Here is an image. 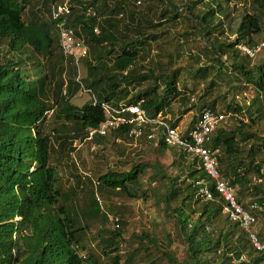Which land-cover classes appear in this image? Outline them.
I'll return each instance as SVG.
<instances>
[{"label":"trees","instance_id":"16d2710c","mask_svg":"<svg viewBox=\"0 0 264 264\" xmlns=\"http://www.w3.org/2000/svg\"><path fill=\"white\" fill-rule=\"evenodd\" d=\"M56 1L0 0V42H6L9 52L22 53L14 61L0 59V264H98L91 253L80 256L84 250L82 234L91 220L101 218L102 224H106L107 217L102 214L97 195L92 191H87L86 201L77 210L73 201L71 205L75 194L59 190L58 174L50 163L55 149L49 142L50 137L40 128L46 112L57 109L58 115L71 124V135L61 140L56 136L58 152H62L76 139L87 140L88 131L97 128L105 119L99 106L101 102L113 105L141 102L148 118L154 119L158 113L165 114L174 101L187 102L188 96L194 95L187 85L194 86L202 81L203 94L194 106L196 109L198 106V113L188 130L180 134L182 140H186L201 110L218 112L213 90L219 88L217 79L227 75L241 76L257 94L245 108L234 102L235 118L244 115L247 124L244 120H236L237 125L232 130L220 126L212 134L208 147L218 150L220 176L233 187L242 208L248 210L252 203L263 206V212L256 213L260 222L254 230L262 239L264 187L255 181L264 166V158H261L264 138L257 136L251 128L264 118V59L254 68L247 69L245 62L248 58L242 56L235 46L256 45L251 37L264 32V0H243L241 19L233 32L231 25L235 19L229 7L232 0H184L181 6L174 4L173 0H152L159 7L154 20L148 7L146 13L132 10L127 22L121 20L125 15L124 0H87L88 3L74 0L70 24L78 30L89 49L84 60L86 76L78 82L84 91H90L86 85L92 82L97 88V95L93 97L98 102L93 106L90 100L80 108L69 104L62 95L65 86L61 78L63 67L59 68L60 78L54 80L59 63L63 65L61 54L56 56L59 48L54 23L48 19L49 7ZM109 1H112L113 8L108 5ZM133 1L140 4L139 0ZM88 6L93 7L98 22L84 16ZM196 6H201L202 10L197 11ZM40 8L45 11L47 20L40 15ZM135 13H139V17L135 18ZM181 19L187 20L189 27L182 34H176L171 29ZM118 24L123 25L124 33L118 32ZM95 26L99 29L98 34L94 33ZM194 33L199 34L204 42L199 53L189 55L196 68L189 65L175 69L174 64L182 57L178 51L183 43L181 39L188 40ZM231 35H236L232 42L229 40ZM222 37L225 39L220 40ZM161 46H170L175 53H166ZM27 48L51 63L49 71L35 81H29L22 74L25 63L21 56ZM153 49L159 52V59L164 57L165 63L153 61ZM115 50L117 53L107 66V56ZM201 53L212 65L200 62ZM223 56L230 63L227 67L221 61ZM96 60L100 61L97 65L93 64ZM137 61L144 64L134 67ZM71 65L69 80L74 82L79 68ZM180 75L185 76H182L181 89H178ZM75 86L78 87L77 83ZM67 89L68 86L66 94L69 93ZM48 92L54 99V107L47 104ZM227 109L231 108L228 106ZM168 124L177 127L175 123ZM148 132L150 128L137 141L151 147L158 142L161 150L177 153L178 161L173 162V167L178 173L169 176L157 163L136 162L126 172L109 170L99 175L95 190L100 194L129 199H149L146 191H150L154 203L168 214L177 237L186 246L185 258L180 264H264L263 256L256 252L248 234L238 222L231 221L223 213L225 204L215 193L200 159L182 146L168 147L159 137L149 139ZM108 136L132 140L125 129ZM108 136H94L88 141L100 145L108 141ZM146 171L152 175L143 190L141 179ZM150 183L157 186L150 187ZM76 185H79L78 180ZM202 186L210 190L213 200L204 201L200 197ZM194 204L200 206L197 217L191 219L195 213L192 210ZM118 225L116 229L105 231L101 227L100 234L95 236L103 261L108 259L111 264H120L125 256L123 264H135L136 260V264H155L156 261L151 259L152 249L161 250L157 239L149 233L126 240L131 248L119 254V242L124 238L120 220ZM164 240L169 243V236L166 235ZM160 253L171 264L176 263L173 254ZM242 257L244 261L240 260Z\"/></svg>","mask_w":264,"mask_h":264},{"label":"rangeland","instance_id":"374dc122","mask_svg":"<svg viewBox=\"0 0 264 264\" xmlns=\"http://www.w3.org/2000/svg\"><path fill=\"white\" fill-rule=\"evenodd\" d=\"M85 1L88 3L87 0ZM112 1L114 2L115 0ZM112 1H109L108 5H111L113 8ZM139 1L140 4H137V2L133 0H124L123 5L125 15L121 19L123 22L128 21V13H131L132 10H139L143 13H146L148 7L152 12L151 19H155L159 9L157 2L152 0ZM173 3L181 6L184 3V0H173ZM243 4V0H232V2L229 4V7L231 8L230 10H233V19H235V22L231 25L232 32L235 31L241 19ZM135 5L138 6L139 9H137ZM196 10H202L201 6H196ZM196 10L194 12H197ZM39 11L40 15L47 20L43 8H40ZM136 17H139V13H135V18ZM224 24H226V22ZM188 27L189 24L187 23V20L181 19L177 21L176 26H172L171 31L175 32L176 34H182L187 30ZM117 29L120 33L125 32L122 24H118ZM235 37L236 35H231L229 40L232 42ZM251 38L253 40L252 42H254L256 45L260 44L264 41V32L258 35H253ZM223 39H225V37H222L220 40ZM181 40L183 43L181 44V47L178 51L182 54V57L177 60L173 67L176 69L178 67H187L190 65L195 69L196 65L194 64V61L189 58V55L199 53L204 42L201 40V36H199L197 33H194L188 40ZM161 49H163V51L166 53H175V51L173 52V48L170 46H161ZM56 53V56H59L60 52L58 49H56ZM116 53L117 50H115L112 55L107 56L105 63L107 66L112 63L114 54ZM158 53L159 52L156 49H153V61L165 63L166 60L164 57L159 59ZM19 54L21 55L22 53ZM19 54L9 52L6 42H0V59L2 61L11 59L14 61L19 57ZM201 55L200 62L202 64L212 65L209 59L206 58L203 53H201ZM21 58L25 63V65L22 67V74L29 81L37 80L46 72H48L51 67V63L48 64L45 58L33 53L30 48H27V50L24 51V54L21 56ZM225 58L226 56H223L221 61H223L225 63V67H227L230 65V63L226 61ZM263 59L264 48L255 58L247 59L245 62L247 63V69L254 68ZM84 60L85 59H80L78 61L79 80H82L86 76ZM99 62L100 61L96 60L93 62V64L97 65ZM141 64L144 63L137 61L134 64V67L141 66ZM62 67L64 71H62L63 74L61 73V78L64 80L63 85H66L69 88L67 89L69 93L67 92L65 95V99L68 100L69 104H72L76 108H80L84 103L90 101L93 95H97V88L94 84H92V82H90L89 85H86V87L91 92L88 91L86 93L81 89L83 85L80 82H76L78 87L75 86L76 78L75 80L73 79L74 82L69 80L71 79L70 75L72 71V65L70 62H65L64 59L62 66L59 63L58 71L54 80H58L60 78V69H62ZM131 68L132 67L129 69ZM211 74L212 71L208 77V82L211 80ZM182 76L185 75L178 76V89H181L180 82L182 80ZM222 77L224 78L220 80L217 79L216 83L220 85L219 88L213 90L212 97H216L217 99H215L218 101L216 111L227 116V124L225 125L226 129L232 130L237 125L236 120H244L245 123L247 122L244 115H237L235 118L236 114L232 110L234 107V102L245 108L247 102H249L257 94V92L252 86L246 85L239 75H227ZM203 84L204 83L200 81L194 86L192 84L187 85L188 88L194 91V95H189L188 100L185 103H182L179 100L174 101L171 103L170 108L165 113L167 116V123H175L177 126L175 128L179 134L183 135L188 130L190 123L198 113V106L197 109L194 106L197 103V98L203 94ZM47 98V104L54 107V99H52L50 92H48ZM228 106L231 108L230 110L227 109ZM57 111L58 110L55 109L54 111L49 112L45 116V119H43V124L40 126V128L43 134L50 137L49 142L52 148L55 149V152L51 154L50 163L56 168L58 174V188L65 194H75L74 200H71V205L73 201V207L76 206L77 210H79L80 206H82V204L86 201L88 196L87 191H92L93 194L97 195L99 207L103 212L102 214L105 215L108 220L106 224H102L101 218L90 221L88 228L82 234V244L84 250L80 252V256H86V254L91 253L97 258L98 264H111L108 259H104L103 261V257L99 254V249L95 244V236L100 234L101 227H103L104 231L106 229L111 230L113 228L111 220L117 217L120 220L123 238L125 239H121L119 242V254H122L127 249L131 248V245L128 246L126 244V240H130L134 235L149 233L151 236H154L157 239L161 251L164 253L173 254L176 263L172 264H180L185 258L186 246L183 244L182 240L177 237L176 232L173 229L172 221L168 214L164 212L161 206H157L154 203L152 193L150 191H146L149 199H129L124 196L113 194H100L95 190V183L97 182L99 175H102L109 170L126 172L131 168L132 164L136 162L157 163L165 169L169 176H175L178 173V170L176 167H173V162L178 161L177 153H174L172 150H161V148L157 146L158 142H156L155 146L151 147L149 145L147 146L143 143H140L139 141L116 139L114 136H108V141L102 142L100 145H97L92 141H88V139L85 141L76 139L74 142H72L69 149L67 147L65 151L58 152L57 147L59 140L65 139L67 136L71 135L69 132L71 124L66 122L63 119V116L58 115ZM251 131L257 134V136L264 138V118L261 122L253 126ZM56 136L60 138L58 141ZM245 150H248V147L245 148ZM261 158H264V155H262ZM151 175V172L146 171V174L141 179L143 190H145V188L148 186L149 177ZM77 180L79 181V185H76ZM156 186V183H150V187L155 188ZM247 200L248 199H245L244 201ZM200 204L193 205L192 210H194L195 213L191 215V219H195L197 217ZM68 206L70 205L68 204ZM166 235L169 236V243L164 240ZM161 251H155L152 249L153 256L151 259L156 261L155 264H171L166 260V256H163V254L160 253ZM124 260L125 256L121 258L120 264H123ZM136 262L137 260L135 261V264Z\"/></svg>","mask_w":264,"mask_h":264},{"label":"built area","instance_id":"2783aa9c","mask_svg":"<svg viewBox=\"0 0 264 264\" xmlns=\"http://www.w3.org/2000/svg\"><path fill=\"white\" fill-rule=\"evenodd\" d=\"M74 0H61L50 6L48 19L54 23V27L58 36L59 51L65 62L73 63L78 66L80 59L88 56L89 49L78 34V30L74 29L70 24V18ZM139 4V2H137ZM86 18H95L99 21L93 7L88 6L84 11ZM94 33L98 34L99 29L94 27ZM264 48V41L255 46H246L237 44L235 49L243 56L253 59ZM79 81V69L76 82ZM63 95H66L64 86ZM91 104L97 106L98 102L94 97L91 98ZM103 111L105 119L95 129L88 131V140L94 136L106 137L120 129H125L128 138L137 141L144 131L150 128L148 138L157 140L158 137L168 147L182 146L200 159L202 167L206 175L212 182L213 189L217 196L224 202L223 213L228 216L231 221L238 222L242 230H244L250 239V242L256 252L263 256L264 263V223L260 231L262 239H259L254 230L260 222L257 212H263V206L256 203L249 205L248 210L242 208L237 202L234 189L230 183L220 176L218 171L217 154L218 150H211L208 145L211 136L220 126L227 124V116L220 112H213L203 109L199 112L196 122L193 124L188 133V138L182 140L176 128H172L167 123V116L164 113H158L156 118H148L147 113L141 107V102L137 104H127L121 102L113 105L109 102H101L99 104ZM264 187V166L260 169V176L255 181ZM199 195L204 201L213 200L212 193L206 186L199 189ZM113 228H118L119 218L115 217L111 220ZM244 261V257L240 259ZM236 264V263H235Z\"/></svg>","mask_w":264,"mask_h":264},{"label":"clouds","instance_id":"9594fccd","mask_svg":"<svg viewBox=\"0 0 264 264\" xmlns=\"http://www.w3.org/2000/svg\"><path fill=\"white\" fill-rule=\"evenodd\" d=\"M60 1H61V0H60ZM60 1L57 0L56 2H60ZM56 2H55V3H56ZM51 5H52V4H51ZM73 5H74V4H73ZM49 11H50V7H49ZM71 14H72V13H71ZM70 19H71V18H70ZM57 44H58V42H57ZM243 45H244V44H243ZM58 48H59V47H58ZM59 52H60V51H59ZM60 54H61V53H60ZM61 56H62V55H61ZM242 56H243V55H242ZM244 57H245V56H244ZM63 90H64V88H63ZM63 90H62V95H63ZM65 90H66V85H65ZM83 91H84V90H83ZM84 92L87 93L88 91H84ZM63 96H65V95H63ZM91 98H92V97H91ZM52 111H53V110H49L48 112H46V113H45V116H46L49 112H52Z\"/></svg>","mask_w":264,"mask_h":264}]
</instances>
